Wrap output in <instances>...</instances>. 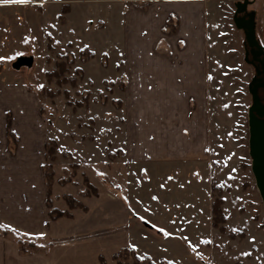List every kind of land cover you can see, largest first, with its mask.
I'll use <instances>...</instances> for the list:
<instances>
[{
    "label": "rangeland",
    "instance_id": "374dc122",
    "mask_svg": "<svg viewBox=\"0 0 264 264\" xmlns=\"http://www.w3.org/2000/svg\"><path fill=\"white\" fill-rule=\"evenodd\" d=\"M243 1L28 0L0 5V157L3 162L41 163L51 221L71 218L68 211L52 207L56 201L63 200L69 211L85 209L65 191L82 198L115 195L136 216L134 235L161 244L166 248L161 253L180 264H264V210L249 155L248 85L255 73L251 57L245 56L243 31L233 22L235 15H251L264 49V0H247L239 12ZM186 3L195 5L188 9L190 17L205 18L207 88L185 106L190 91H168L177 99L181 119L186 118L178 123L173 155L159 153L153 130L143 147L146 159L130 160L125 151L128 119L160 112L154 101L165 91L154 88V68L161 61L182 64L186 53L190 62L202 56L198 42L187 45L174 34L176 17L169 15L166 30L158 31L165 13L175 5L186 12ZM152 38H162L158 49ZM130 72L132 78L141 77L140 84L128 81ZM258 92L264 99V90ZM198 115L202 132L195 135ZM35 166L31 169L38 172ZM58 211L64 215L57 216ZM34 244L26 253L49 248ZM125 263L148 264L131 257Z\"/></svg>",
    "mask_w": 264,
    "mask_h": 264
},
{
    "label": "crops",
    "instance_id": "0c3cea01",
    "mask_svg": "<svg viewBox=\"0 0 264 264\" xmlns=\"http://www.w3.org/2000/svg\"><path fill=\"white\" fill-rule=\"evenodd\" d=\"M6 4L17 3L0 2V5ZM186 7V12H181L178 5L172 7L165 13L166 18H161L159 27H166L170 17H176L177 32L174 34H178L179 41L186 42L187 45L192 42L196 45L198 42V47H202L203 50L202 56L201 58L191 57L190 62L189 54L186 53L185 58V55L181 57L182 64H168L161 61V64L154 68V88L165 91L154 101L158 108L160 107L159 110L157 108L160 112L154 115H135L133 119H128L130 146H126L125 151L130 153V160L139 162L146 159L143 157L146 149L144 145L151 138L150 131L153 130L156 132L153 136L159 139L161 145L159 153L173 155L172 146L179 143L176 140L178 139L176 131L181 126L178 123L186 118L181 119L179 111L175 108L177 99L169 97L168 91H190L191 96L183 103L185 106L190 105L194 100L198 101L202 95L200 91L207 88L209 69L205 65L204 56L205 18L190 17L192 12L188 14V9H193L195 5L186 3ZM159 27V32L166 30L165 27ZM158 31L156 29L155 32ZM150 40L158 49L157 41L161 42L162 38ZM199 59L202 60V64ZM141 67L139 66L138 73H141ZM128 74L130 75L126 74V77L129 82L134 79V82L140 84L141 77L132 78V73ZM195 121L197 122L196 135L202 132V129L198 128L199 122L202 121L201 116L198 115ZM197 137L199 135L195 136ZM130 147H136V150L132 152ZM134 152L135 157H133ZM18 158L22 159V157ZM15 162H3L0 157V232L5 230L9 233L7 236L0 234V264H98L100 257L105 260V264H116L112 256L125 248L133 249L139 258H150L152 263L156 261L154 259H158L163 264H180L179 260L161 253L166 249L161 244L144 243L134 235L135 227L133 228L131 224L136 216L129 214L124 203L122 204V201L116 198L118 196L82 198L74 197L72 193L65 191L64 194L75 198L85 209L69 211L67 204L61 199L62 201L54 202L52 207L68 211L71 218L51 221L48 218L49 198L44 197L41 163L30 165L26 162L22 164ZM35 165L38 166V172L34 171L36 169H31L36 168ZM100 216L103 224L99 222ZM116 217L119 219L117 223ZM121 218L123 220H120ZM15 236L24 241L46 244L49 248L22 254L14 239ZM142 236L146 237L144 233ZM156 247H159V250ZM157 252L160 255L155 257Z\"/></svg>",
    "mask_w": 264,
    "mask_h": 264
},
{
    "label": "water",
    "instance_id": "95a60500",
    "mask_svg": "<svg viewBox=\"0 0 264 264\" xmlns=\"http://www.w3.org/2000/svg\"><path fill=\"white\" fill-rule=\"evenodd\" d=\"M248 1L244 0L237 6L239 12L246 9ZM234 25L237 29L242 30L246 42L250 47L256 48L253 53L260 70L255 68V76L248 85V91L251 96V105L248 108V129H249V155L251 158V172L254 177L255 186L258 190L263 210H264V104L258 94L259 89L264 90V49L258 44L255 37L254 21L251 15L247 19L233 18ZM245 56H247L245 54ZM250 65H253L250 63ZM255 67V66H254ZM262 75V82L258 76Z\"/></svg>",
    "mask_w": 264,
    "mask_h": 264
},
{
    "label": "trees",
    "instance_id": "16d2710c",
    "mask_svg": "<svg viewBox=\"0 0 264 264\" xmlns=\"http://www.w3.org/2000/svg\"><path fill=\"white\" fill-rule=\"evenodd\" d=\"M47 202H49V200ZM50 208L51 207L48 206V209H49L48 218L51 220L52 210ZM53 211H56V210L53 209ZM214 211H215V209H214ZM61 214H62V216L64 215L63 212L58 211L57 216H61ZM0 234L2 236H7L9 233L5 230H2V232H0ZM14 239L18 245L19 251L22 254H25L27 252L26 249H33L35 247V244L33 242L24 241L22 238H19L16 236L14 237ZM129 257H131V259L134 261V263H139L141 261H147L148 264H152V262H150L147 257H144V258L137 257L134 250L130 249V248H125V249L120 250L118 253H116L112 256V259L116 262V264H126L125 262L128 260ZM98 264H105V261L102 257L99 258Z\"/></svg>",
    "mask_w": 264,
    "mask_h": 264
},
{
    "label": "flooded vegetation",
    "instance_id": "af4514ba",
    "mask_svg": "<svg viewBox=\"0 0 264 264\" xmlns=\"http://www.w3.org/2000/svg\"><path fill=\"white\" fill-rule=\"evenodd\" d=\"M241 18H243L244 20H246L247 19V17L246 16H241ZM256 51V48H254V47H250L249 46V44L246 42V49H245V54L248 56H250L251 57V60H252V67H253V69H254V71H255V68L257 69V70H260V67H259V65H258V63L255 61V60H253V53ZM255 66V67H254ZM262 79H263V76L262 75H260V76H258V80H260V82H262ZM258 94H259V92H258ZM261 102H262V104H264V99H262L261 100Z\"/></svg>",
    "mask_w": 264,
    "mask_h": 264
},
{
    "label": "snow or ice",
    "instance_id": "6c2138e0",
    "mask_svg": "<svg viewBox=\"0 0 264 264\" xmlns=\"http://www.w3.org/2000/svg\"><path fill=\"white\" fill-rule=\"evenodd\" d=\"M0 2H3V3H19V4H23V3H26L27 0H0ZM40 87H42V85Z\"/></svg>",
    "mask_w": 264,
    "mask_h": 264
}]
</instances>
